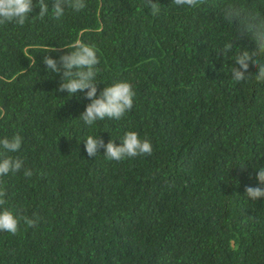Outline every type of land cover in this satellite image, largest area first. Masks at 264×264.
Instances as JSON below:
<instances>
[{
    "label": "trees",
    "instance_id": "trees-1",
    "mask_svg": "<svg viewBox=\"0 0 264 264\" xmlns=\"http://www.w3.org/2000/svg\"><path fill=\"white\" fill-rule=\"evenodd\" d=\"M153 2L155 16L145 0H86L40 20L33 0L23 26L0 25V139L19 134L8 155L33 171L0 177V210L39 218L34 227L21 220L15 235L0 231V264H264V199L245 194L264 167V83L251 63L247 79L232 78L235 56L255 43L224 20L233 0ZM237 2L264 14V0ZM77 40L96 49L97 96L132 85L121 119L86 125L87 90L58 91L61 74L44 57L59 62ZM52 46L59 51L45 52ZM128 131L152 154L88 156V136L120 145Z\"/></svg>",
    "mask_w": 264,
    "mask_h": 264
},
{
    "label": "clouds",
    "instance_id": "clouds-1",
    "mask_svg": "<svg viewBox=\"0 0 264 264\" xmlns=\"http://www.w3.org/2000/svg\"><path fill=\"white\" fill-rule=\"evenodd\" d=\"M155 16L160 13V5L153 0H145ZM177 6L195 9L206 3V0H173ZM86 0H52L49 7L48 0H38V18L43 20L51 12L55 19L65 14L69 8L79 12L86 7ZM33 0H0V25L8 22H15L23 26L33 11ZM223 18L230 25L235 23L237 32L241 38L247 37L255 43L254 49L245 48L235 56V65L232 68V78L235 82H242L250 75H247L249 64L254 65L258 72L255 79L258 83H264V14L249 11L242 3L233 0L222 9ZM71 49L67 54L59 57V62L51 56L44 57V63L49 70L61 74V82L58 91H67L69 96L84 91L90 103L86 105L81 118L86 125H92L96 121L108 119H121L126 112L133 107L135 91L127 81H119L111 86L104 87L97 96V72L99 71V58L96 49L79 40L66 47ZM232 40L226 43L223 49L218 52L227 57L233 51ZM59 49L54 46L45 52H57ZM4 116L3 109H0V119ZM23 138L16 134L12 138L0 139V177L9 173H19L23 169L25 177H31L33 171L24 167V161L19 157L8 155L20 150ZM122 143L117 145L114 140L105 144L100 137L88 136L85 142V150L89 157H95L101 148L105 149L104 156L108 160L120 161L126 157H137L152 154V144L147 139H141L135 131H128L121 139ZM257 178L253 174L249 186L245 187V194L252 200L264 199V167L258 169ZM2 184V182H0ZM6 191L0 186V206L6 204ZM37 218H30L25 215L14 214L11 210L3 208L0 210V231L17 234L20 221L29 227L38 223ZM235 242L229 240V247L233 248Z\"/></svg>",
    "mask_w": 264,
    "mask_h": 264
}]
</instances>
